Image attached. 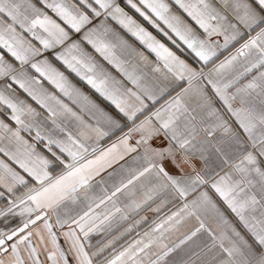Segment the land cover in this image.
Segmentation results:
<instances>
[{
	"label": "snow or ice",
	"instance_id": "6c2138e0",
	"mask_svg": "<svg viewBox=\"0 0 264 264\" xmlns=\"http://www.w3.org/2000/svg\"><path fill=\"white\" fill-rule=\"evenodd\" d=\"M0 264H264V0H0Z\"/></svg>",
	"mask_w": 264,
	"mask_h": 264
}]
</instances>
